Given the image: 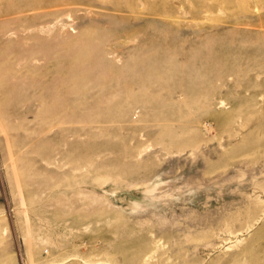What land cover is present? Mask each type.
<instances>
[{"label":"rangeland","instance_id":"rangeland-1","mask_svg":"<svg viewBox=\"0 0 264 264\" xmlns=\"http://www.w3.org/2000/svg\"><path fill=\"white\" fill-rule=\"evenodd\" d=\"M0 264H264V0H0Z\"/></svg>","mask_w":264,"mask_h":264}]
</instances>
